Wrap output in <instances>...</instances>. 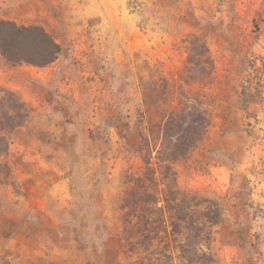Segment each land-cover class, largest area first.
Listing matches in <instances>:
<instances>
[{
    "label": "rangeland",
    "instance_id": "374dc122",
    "mask_svg": "<svg viewBox=\"0 0 264 264\" xmlns=\"http://www.w3.org/2000/svg\"><path fill=\"white\" fill-rule=\"evenodd\" d=\"M0 19L63 49L0 54V264H264V102L238 103L264 0H0ZM184 108L210 126L168 160Z\"/></svg>",
    "mask_w": 264,
    "mask_h": 264
},
{
    "label": "trees",
    "instance_id": "16d2710c",
    "mask_svg": "<svg viewBox=\"0 0 264 264\" xmlns=\"http://www.w3.org/2000/svg\"><path fill=\"white\" fill-rule=\"evenodd\" d=\"M62 50L60 43L43 26L0 19V54L9 64L48 67L59 59ZM247 71L248 77L241 82L238 103L249 118L256 119L251 109L264 102V56H255L250 60ZM185 125L189 126L186 134L175 132L177 128L183 130ZM209 126L208 116L196 109L188 111L184 108L172 114L164 125L165 145L161 154L167 152L168 160L173 161L186 156L203 138ZM211 223L217 224L218 219L211 220Z\"/></svg>",
    "mask_w": 264,
    "mask_h": 264
}]
</instances>
